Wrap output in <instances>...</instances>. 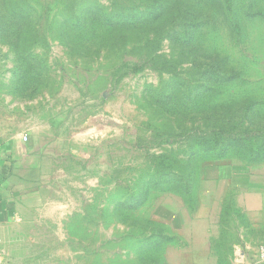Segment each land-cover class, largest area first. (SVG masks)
Returning a JSON list of instances; mask_svg holds the SVG:
<instances>
[{
  "label": "rangeland",
  "instance_id": "rangeland-1",
  "mask_svg": "<svg viewBox=\"0 0 264 264\" xmlns=\"http://www.w3.org/2000/svg\"><path fill=\"white\" fill-rule=\"evenodd\" d=\"M48 1L49 21L86 18L84 5L112 0ZM165 1L200 20L201 62L216 61L238 78L201 81L163 38L150 63L117 80L119 53L98 48L107 31L68 32L81 43L70 47L35 27L39 0H25V30L9 11L16 3L0 0V148L26 136L37 163L21 172L31 188L14 202L19 222L0 250L3 264H195L192 250L206 253L209 229L216 235L206 264H264L252 254L264 245V162L248 165L241 151L201 162L191 207L178 189L140 194L172 167L184 179L197 128L264 132V0ZM247 101L252 116L239 111ZM237 203L241 217H226L224 208ZM199 204L220 206L217 219L199 221Z\"/></svg>",
  "mask_w": 264,
  "mask_h": 264
},
{
  "label": "trees",
  "instance_id": "trees-1",
  "mask_svg": "<svg viewBox=\"0 0 264 264\" xmlns=\"http://www.w3.org/2000/svg\"><path fill=\"white\" fill-rule=\"evenodd\" d=\"M7 1L16 3L9 11L20 17V28L27 29L29 14L26 10L25 0ZM49 2L48 0H39L35 11V27L50 29L70 47L79 46L81 43L75 39V36H69L68 32L75 35L96 29L107 31L105 37L98 43V48L101 52L113 50L115 53H119L118 65L113 71L117 80L140 72L149 61L151 62L154 57V49L163 38H166L178 50V56L181 59H186L190 63L191 68L199 75L201 81L229 82L239 76L236 71H225L216 61L201 62L204 57L199 55L200 51L194 46L195 35L201 28V22L192 9L182 3L170 5L165 0H112L107 7L98 3L84 5L80 10L85 12L86 18L72 16L48 21V16L45 13L49 11ZM62 6L72 7V2L62 3ZM28 10L31 11L32 7H29ZM199 88L202 86L199 85ZM239 111L252 116V102L243 103L239 107ZM213 116L215 115H211V118ZM207 118L210 117L205 116V119ZM196 132L199 136L198 146L193 149L184 164L186 167L184 179H179L177 172L172 167L174 172L163 174V180H159L155 176V179L152 178L142 185L140 194L143 195V200L146 199L149 187L164 186L163 191L178 189L184 203L191 207L195 200L194 191L199 172L198 166L201 162L221 159L240 151L244 153L243 156L248 165L264 162V132L256 130L243 133L235 131L234 127L223 126L209 129L197 128ZM203 136L214 138L215 142L211 143L213 146L206 147L201 139ZM257 141L259 142L256 143ZM244 142L245 146H238V143L242 145ZM164 160L165 158H162L160 163H163ZM160 170L162 169H157V173H160ZM224 210L226 217L228 212H233L239 218L241 217L239 210L233 209L230 205H227Z\"/></svg>",
  "mask_w": 264,
  "mask_h": 264
},
{
  "label": "crops",
  "instance_id": "crops-1",
  "mask_svg": "<svg viewBox=\"0 0 264 264\" xmlns=\"http://www.w3.org/2000/svg\"><path fill=\"white\" fill-rule=\"evenodd\" d=\"M21 138L19 135H16L9 141H6L0 148V230L3 235L0 237V250H2L3 244H8L12 237L11 230L19 222V214L14 207V202L19 197L25 195L31 188L28 182L30 180L28 178L29 175H23L21 172L27 171L29 173L37 167L36 161L34 162L36 159L34 146L27 141H23ZM222 180L224 183L229 181L228 176L223 177ZM218 207L217 205L214 208L210 205L199 204L198 210L196 208V216L199 221L217 219L220 211V206ZM236 207L238 210L242 209L239 203L236 204ZM212 233L211 229L206 231V253H202L198 249L192 250L193 258L196 259L195 264H206L205 261L212 256L209 241L212 236L216 235Z\"/></svg>",
  "mask_w": 264,
  "mask_h": 264
},
{
  "label": "built area",
  "instance_id": "built-area-1",
  "mask_svg": "<svg viewBox=\"0 0 264 264\" xmlns=\"http://www.w3.org/2000/svg\"><path fill=\"white\" fill-rule=\"evenodd\" d=\"M27 138L26 136L23 137V141H26ZM253 257L256 261L258 262H264V245L258 246L255 248L253 251ZM4 262V257L3 254L0 252V264H3Z\"/></svg>",
  "mask_w": 264,
  "mask_h": 264
}]
</instances>
